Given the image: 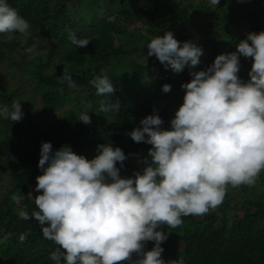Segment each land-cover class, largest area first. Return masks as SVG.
Listing matches in <instances>:
<instances>
[{
    "label": "trees",
    "instance_id": "1",
    "mask_svg": "<svg viewBox=\"0 0 264 264\" xmlns=\"http://www.w3.org/2000/svg\"><path fill=\"white\" fill-rule=\"evenodd\" d=\"M7 2L40 39L35 41L30 35L22 43L19 33H14L12 40L0 33V62L15 64L7 51L18 46L22 49L18 65H23L22 73L33 77L30 85L39 91L42 106L47 111L65 108L52 118L41 117L29 125L24 119L14 122L0 117V173H5L2 176H6L8 186L0 188V264H54L50 254L57 245L43 237L34 219L23 220L17 214L24 207L29 214L37 210L34 198L39 194L35 191L36 177L42 174L38 168L42 142H50L53 150L70 145L89 160L97 155L98 145L111 144L128 157L123 167L119 162L116 165L122 178L141 172L145 164L140 160L151 145L135 143L127 133L154 110L164 121L162 127L170 129L178 109L169 107L167 99L176 89L185 94L181 85L190 81V72L206 70L218 55L236 51L248 33L264 31V0H220L217 7L210 6L209 0ZM166 31H171L181 46L192 41L202 47L198 66H186L177 74L166 70L155 56H147L150 40ZM70 33L89 38L90 43L76 49L69 40ZM33 46L36 54L27 60V49ZM57 54L60 59L46 70ZM240 64V79L247 82L252 59L241 56ZM64 68L76 89L58 83ZM101 70L107 72L115 88L109 97L97 95L89 83ZM26 84L7 93L1 91L0 106L11 110L14 101L20 102L24 116L28 110L22 101ZM165 84L171 85L168 93L162 92ZM117 101L121 107L118 112L99 110L102 103ZM28 102L29 109L33 108V99ZM81 111L89 112L91 124L78 120ZM14 195L23 199L13 201ZM182 221L175 229H158L168 236L161 245L166 264H264V172L254 186H229L222 204L207 215H189ZM21 233H29L23 243L18 239ZM153 246L154 242H146L145 251ZM136 259L134 254L133 261Z\"/></svg>",
    "mask_w": 264,
    "mask_h": 264
},
{
    "label": "clouds",
    "instance_id": "2",
    "mask_svg": "<svg viewBox=\"0 0 264 264\" xmlns=\"http://www.w3.org/2000/svg\"><path fill=\"white\" fill-rule=\"evenodd\" d=\"M219 4L220 0H209L212 7ZM30 27L7 0H0V33L12 40L14 33L27 36ZM69 40L76 49L90 43L74 33ZM146 47L148 57L155 56L177 74L186 66H198L203 55L202 47L192 41L181 46L171 31L152 38ZM241 56L252 59L247 82L238 76ZM189 75L190 81L181 85L183 103L170 129L162 127L164 121L154 110L127 133L135 143L151 145L140 160L145 167L133 177L120 175L116 165L123 167L128 157L119 147L100 144L89 160L70 145L53 150L50 142H42L37 210L29 214L24 207L17 214L23 220L34 219L43 237L57 245L50 254L54 264H166L161 245L168 236L158 230L161 226L175 229L182 217L207 215L222 204L229 186L255 185L264 172V31L248 33L236 51L218 55L206 70ZM58 83L77 88L67 68ZM89 83L97 95L115 92L104 70ZM170 91L171 85H163L162 92ZM120 108L117 101L102 103L99 110ZM0 117L22 120L20 102L14 101L11 110L0 106ZM78 120L91 124L88 111H81ZM28 235L21 233L19 241ZM149 241L154 246L145 251Z\"/></svg>",
    "mask_w": 264,
    "mask_h": 264
},
{
    "label": "rangeland",
    "instance_id": "3",
    "mask_svg": "<svg viewBox=\"0 0 264 264\" xmlns=\"http://www.w3.org/2000/svg\"><path fill=\"white\" fill-rule=\"evenodd\" d=\"M242 23H246V22H242ZM245 29L246 27H242L243 31H248ZM30 35L33 36V40L35 41L40 39L39 36L34 31H32L30 28L29 34L27 36L20 34V41L22 43H25L30 37ZM7 54L13 58L15 64H10V61L8 60H4L0 62V92L4 91L5 93H7L10 91L11 88L15 86L17 85L23 86L25 83H27L25 86L27 94L22 98V101L26 103L24 105L25 109H28L24 112V116L22 118L24 119L25 123L27 125L34 124L37 121H39L38 118H41V117L52 118L55 114L61 113L63 109L65 108V106L59 109H56V110H52V111H47V109L44 106H42L40 102L39 91L30 85L33 77L31 75L22 73L24 67L23 65H18L19 60H20L19 59L20 55L22 54V49H19L18 46H14L11 51H7ZM35 54H36V51L28 52L26 59L29 60ZM60 57H61L60 54H57L55 57H53L50 61V64L47 66L46 70H51L53 68V63L55 61H58ZM239 73H238V76L241 77L242 74L239 75ZM183 97H184V94H182V92L176 89L175 92L171 95V97L167 99V104H169V107L171 108L178 109L182 105ZM29 98L33 99V108H30V109H29V102H28ZM65 105L67 106L68 103H66ZM1 169L0 171H2ZM4 174L5 173L3 172L0 173V178H2L0 182L1 190L8 189V186H6V181H5L6 176H2ZM1 194L2 192H0V197H1ZM257 199H259V197H257Z\"/></svg>",
    "mask_w": 264,
    "mask_h": 264
}]
</instances>
